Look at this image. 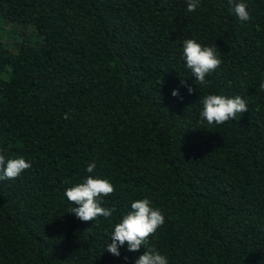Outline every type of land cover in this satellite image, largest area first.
<instances>
[{
    "label": "trees",
    "instance_id": "1",
    "mask_svg": "<svg viewBox=\"0 0 264 264\" xmlns=\"http://www.w3.org/2000/svg\"><path fill=\"white\" fill-rule=\"evenodd\" d=\"M237 2L0 0V28L17 27L0 36V154L32 165L0 180V264H134L143 247L105 249L146 197L165 217L146 247L168 264H264V0H242L248 21ZM185 39L217 47L203 85ZM210 94L248 111L209 125ZM89 175L115 211L83 222L64 192Z\"/></svg>",
    "mask_w": 264,
    "mask_h": 264
},
{
    "label": "clouds",
    "instance_id": "2",
    "mask_svg": "<svg viewBox=\"0 0 264 264\" xmlns=\"http://www.w3.org/2000/svg\"><path fill=\"white\" fill-rule=\"evenodd\" d=\"M229 3L232 4L233 0H229ZM199 4L200 0H187V11H195ZM232 11L240 21L250 19L247 5L242 0L234 4ZM183 59L186 67L191 70L192 75L201 85L206 83V76L222 63L217 55L216 45L202 46L195 39L183 41ZM181 83L184 84V81L181 80ZM260 88L264 91V81L261 82ZM187 91L192 94L194 89L187 86ZM171 95L178 97L179 90L174 89ZM247 111L248 106L240 96L226 97L210 94L203 97L200 117L209 125H220L229 120H235L237 114L241 115ZM31 167L32 165L23 157L6 159L0 154V180L16 179L24 170ZM95 167V163H91L86 171L93 173ZM113 192L114 186L107 179L89 175L82 182L67 188L64 196L70 203L76 205L70 209L69 213L83 222H88L94 221L97 217L112 216L115 209L102 207L100 198L110 196ZM151 204V200L147 197L131 202L130 210L114 225L110 242L105 249L107 252L119 257V249L125 244L127 251L130 252H137L143 247V254L135 260L134 264H168L167 258L158 250L154 247H146L148 238L154 235L165 222L162 212L158 208H153Z\"/></svg>",
    "mask_w": 264,
    "mask_h": 264
},
{
    "label": "rangeland",
    "instance_id": "3",
    "mask_svg": "<svg viewBox=\"0 0 264 264\" xmlns=\"http://www.w3.org/2000/svg\"><path fill=\"white\" fill-rule=\"evenodd\" d=\"M0 28V36L3 40H8L9 38L13 39L15 35V29L17 28L16 26H12L10 24H5L1 26ZM7 30V31H6Z\"/></svg>",
    "mask_w": 264,
    "mask_h": 264
}]
</instances>
